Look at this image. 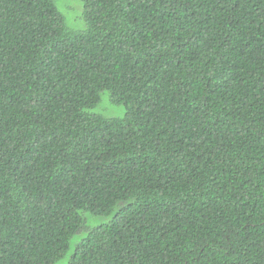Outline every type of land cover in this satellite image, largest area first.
Listing matches in <instances>:
<instances>
[{"label": "trees", "instance_id": "trees-1", "mask_svg": "<svg viewBox=\"0 0 264 264\" xmlns=\"http://www.w3.org/2000/svg\"><path fill=\"white\" fill-rule=\"evenodd\" d=\"M67 2L0 0V264H264V0Z\"/></svg>", "mask_w": 264, "mask_h": 264}, {"label": "rangeland", "instance_id": "rangeland-1", "mask_svg": "<svg viewBox=\"0 0 264 264\" xmlns=\"http://www.w3.org/2000/svg\"><path fill=\"white\" fill-rule=\"evenodd\" d=\"M72 1V0H71ZM78 1V0H77ZM80 2V1H79ZM57 3H58V6H59V9H60V11L63 13V11L62 10H64L65 12H66V10H67V4H68V2H67V0H57ZM62 8V9H61ZM70 14L71 15H76L77 14V12L76 11H70ZM68 22L69 23H72L70 20H68ZM72 24H74V25H77V24H75V23H72ZM109 103V105L108 104H105V103ZM104 107H107V109L105 110V112L104 111H102L101 109H103ZM124 108V107H123ZM122 107L121 108H117V107H112L111 105H110V102L108 101V98L107 97H105L104 98V101H103V103H102V105L99 107V110L101 111V112H103L105 115H108V116H110V115H113V116H121V115H123V113H124V109H123ZM111 113H113V114H111Z\"/></svg>", "mask_w": 264, "mask_h": 264}]
</instances>
